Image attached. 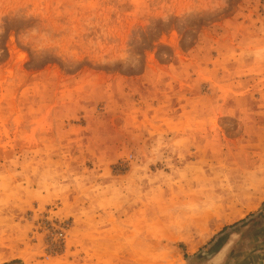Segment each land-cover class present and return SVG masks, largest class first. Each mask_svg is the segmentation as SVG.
<instances>
[{
	"label": "rangeland",
	"instance_id": "obj_1",
	"mask_svg": "<svg viewBox=\"0 0 264 264\" xmlns=\"http://www.w3.org/2000/svg\"><path fill=\"white\" fill-rule=\"evenodd\" d=\"M221 231L264 263V0H0V264H208Z\"/></svg>",
	"mask_w": 264,
	"mask_h": 264
},
{
	"label": "trees",
	"instance_id": "obj_2",
	"mask_svg": "<svg viewBox=\"0 0 264 264\" xmlns=\"http://www.w3.org/2000/svg\"><path fill=\"white\" fill-rule=\"evenodd\" d=\"M246 220H241V221H239V222H242V223H244ZM225 230V227L222 229V231H224ZM222 231L221 232H219V233H217L216 235H214L210 240H209V243L211 244L210 245V249H209V251H208V253L207 254H209L210 256L214 253V252H216L221 246H222V244L225 242V240H226V238H227V234L226 233H222ZM204 254V252L202 251H200L198 254H197V256L199 257V256H201V255H203ZM11 263H15V264H19V262L18 261H12Z\"/></svg>",
	"mask_w": 264,
	"mask_h": 264
},
{
	"label": "crops",
	"instance_id": "obj_3",
	"mask_svg": "<svg viewBox=\"0 0 264 264\" xmlns=\"http://www.w3.org/2000/svg\"><path fill=\"white\" fill-rule=\"evenodd\" d=\"M230 244H231L230 240H229V242H227V240H226L222 244V246L210 256V258L208 260V264H218L219 261L224 258Z\"/></svg>",
	"mask_w": 264,
	"mask_h": 264
},
{
	"label": "built area",
	"instance_id": "obj_4",
	"mask_svg": "<svg viewBox=\"0 0 264 264\" xmlns=\"http://www.w3.org/2000/svg\"><path fill=\"white\" fill-rule=\"evenodd\" d=\"M55 236L57 237V239L63 241L66 237L65 229L59 228V230L55 232Z\"/></svg>",
	"mask_w": 264,
	"mask_h": 264
},
{
	"label": "water",
	"instance_id": "obj_5",
	"mask_svg": "<svg viewBox=\"0 0 264 264\" xmlns=\"http://www.w3.org/2000/svg\"><path fill=\"white\" fill-rule=\"evenodd\" d=\"M262 264H264V263H262Z\"/></svg>",
	"mask_w": 264,
	"mask_h": 264
}]
</instances>
